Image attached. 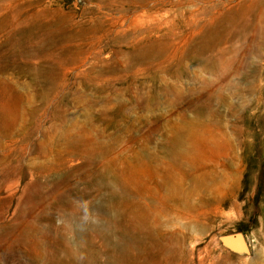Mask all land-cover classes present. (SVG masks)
I'll return each instance as SVG.
<instances>
[{
    "label": "rangeland",
    "instance_id": "obj_1",
    "mask_svg": "<svg viewBox=\"0 0 264 264\" xmlns=\"http://www.w3.org/2000/svg\"><path fill=\"white\" fill-rule=\"evenodd\" d=\"M263 161L264 0H0V264H264Z\"/></svg>",
    "mask_w": 264,
    "mask_h": 264
},
{
    "label": "water",
    "instance_id": "obj_2",
    "mask_svg": "<svg viewBox=\"0 0 264 264\" xmlns=\"http://www.w3.org/2000/svg\"><path fill=\"white\" fill-rule=\"evenodd\" d=\"M223 248L232 254L246 257L251 256V246L244 233H232L219 237Z\"/></svg>",
    "mask_w": 264,
    "mask_h": 264
},
{
    "label": "bare ground",
    "instance_id": "obj_3",
    "mask_svg": "<svg viewBox=\"0 0 264 264\" xmlns=\"http://www.w3.org/2000/svg\"><path fill=\"white\" fill-rule=\"evenodd\" d=\"M193 29H196V28H194L193 27ZM191 35V34H190ZM156 47H159L160 46V44H157V45H155ZM146 50V49H145ZM212 50V49H211ZM201 52V51H200ZM168 61H171V60H168ZM160 64H161V62H160ZM28 106V105H27ZM204 111V108L203 107H199V108H197L196 109V116L197 117H200L201 116V114H202V112ZM41 200V199H40ZM123 245V244H122ZM140 245V244H139ZM158 245V247H159V251L162 249V251H166V252H168L167 251V249H166V247L164 246V244H161L160 242L157 244ZM131 249H133L134 251L135 250H137V251H139V253L140 252H142V251H148V247L146 246V244H143V243H141V245L139 246V247H135V248H126V247H124L123 248V250H122V253L123 254H121L118 258H117V260H115L116 261V263L117 264H142V263H140V261H139V257L137 256V254H135V253H133L132 251V253H130L129 251L131 250ZM138 253V254H139ZM160 255V254H159ZM160 264V263H159Z\"/></svg>",
    "mask_w": 264,
    "mask_h": 264
},
{
    "label": "trees",
    "instance_id": "obj_4",
    "mask_svg": "<svg viewBox=\"0 0 264 264\" xmlns=\"http://www.w3.org/2000/svg\"><path fill=\"white\" fill-rule=\"evenodd\" d=\"M259 173H258V178L260 179L259 181H264V161H263V167L258 168ZM262 190V184L261 182L257 186V196L260 195Z\"/></svg>",
    "mask_w": 264,
    "mask_h": 264
}]
</instances>
